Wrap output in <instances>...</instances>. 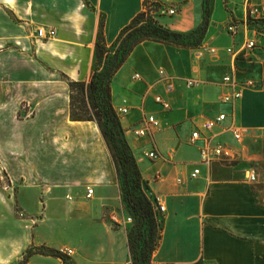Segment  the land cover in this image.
Segmentation results:
<instances>
[{
    "label": "crops",
    "instance_id": "crops-1",
    "mask_svg": "<svg viewBox=\"0 0 264 264\" xmlns=\"http://www.w3.org/2000/svg\"><path fill=\"white\" fill-rule=\"evenodd\" d=\"M152 1L177 7V14L168 19L154 14L171 30L191 32L203 21L204 0ZM221 1L226 20L211 40L219 35L228 43L208 41L214 6L200 48L223 50L222 60L215 62L210 54L200 58L198 49L145 41L112 80L114 109L128 108L119 116L126 140L150 196L165 208L158 215L160 241L150 264H264V58L256 60L247 79L255 88L247 89L234 107L224 105L223 78L232 72L238 78L239 72L238 54L226 50L232 45L238 51L242 43L245 49L248 39L241 28L233 37L224 26L247 24L249 10L244 0ZM144 2L0 0V46L5 47L0 51V74L5 72L8 79L0 84V120L6 122L0 131L7 146L5 155L0 142V167L22 211L39 215L36 227L49 224L73 235L50 248L70 249L74 264H128L130 228L110 151L96 123L72 121L71 91L63 75L88 83L96 68L102 20L106 44L112 46L144 11ZM40 28L54 30V38H38ZM160 71L173 83V92L167 91ZM190 79L199 86L187 88ZM158 95L170 102V110L155 102ZM222 113L227 120L212 135L229 156L202 166L201 175L192 179L202 147L189 144L192 132ZM149 116L159 127L147 137L133 134ZM232 127L242 131L241 141L235 140ZM153 150L161 159L147 156ZM250 170L256 172L257 182L246 178ZM88 188L94 190L91 198ZM30 200L38 204L37 213L28 206Z\"/></svg>",
    "mask_w": 264,
    "mask_h": 264
},
{
    "label": "trees",
    "instance_id": "trees-1",
    "mask_svg": "<svg viewBox=\"0 0 264 264\" xmlns=\"http://www.w3.org/2000/svg\"><path fill=\"white\" fill-rule=\"evenodd\" d=\"M215 0H204V18L191 32L171 30L144 9L120 33L112 46H107L102 20L96 43V68L90 81L76 82L63 75L71 91V119L74 122H94L110 151L117 171L123 203L133 219L128 230L130 256L128 264H150L160 241L161 223L157 200L150 194L132 148L128 144L120 117L112 104V80L127 62L134 49L145 41H154L179 48L199 49L206 38L214 12ZM235 21V20H234ZM76 92L82 96L78 110L92 116L81 117L76 112ZM59 259L71 264V257L62 251L42 246H30L18 264H29L34 256Z\"/></svg>",
    "mask_w": 264,
    "mask_h": 264
},
{
    "label": "rangeland",
    "instance_id": "rangeland-1",
    "mask_svg": "<svg viewBox=\"0 0 264 264\" xmlns=\"http://www.w3.org/2000/svg\"><path fill=\"white\" fill-rule=\"evenodd\" d=\"M231 1L235 2L236 0ZM244 3L246 6H248L249 11L251 9L259 10L264 4V0H244ZM172 7L175 8V5ZM175 9L177 10V7ZM226 9H228L227 6ZM163 16H167V19L169 17L167 14ZM224 20H226V14L223 2L221 0H216L214 15L215 24L212 28L210 38L208 40L211 44L226 45L228 43V40L226 38H219V35H217L216 41L212 42L211 40L214 36H216V34H219L218 29L221 28L219 26ZM229 23L231 22L226 23L224 26L225 33L228 31L227 28ZM241 30L245 33L246 39H255L257 45L259 46L258 49H254L250 52L243 49L242 43L239 45L238 51H236V49L234 48V46L232 47V45L230 48H228V51L226 50V53H229V55L231 52L238 54L239 60L236 62L239 69L238 79L242 82H245L247 79H250V76L252 75L251 72H254L256 60L264 58V20H253L248 16L247 28L241 27ZM231 36L236 37V35ZM233 40L235 42V39ZM208 46L209 45H207L206 47ZM2 50H5V47L0 46V51ZM196 52L197 51H195L194 54H196ZM220 53L223 54V50L219 51V56L217 58L212 57V60L215 62H219L220 60H222V54ZM189 59H191V56L189 57ZM7 80L8 79L5 72L3 74H0V84L5 83ZM74 97L77 114L81 117H85L87 115L92 116L91 113L85 114L78 110L82 101V96L79 94V92H76ZM19 117H21V114ZM8 124H10V122H7V125ZM5 125L6 122L0 120V129H3ZM97 128L99 129L98 125ZM5 139L6 136L4 138L2 131H0V142L2 145V150L6 155L7 146H5ZM15 195L16 193L9 188V178L7 174H5L3 168L0 167V264H18L19 260L23 257L24 252L30 246L45 245L47 247H50V244L59 245L73 238L72 234L62 229L58 230V227L56 226L41 224L36 227L40 219L39 215L24 213L18 205L16 198L14 197ZM27 204L30 207L31 211H33V213L38 212L39 207L35 201L30 200ZM129 217H131L129 214L126 215L125 225L131 228L134 222H127V219ZM57 250L62 251V249ZM69 251L72 252L70 249ZM21 254L22 256L20 257V259L17 260ZM51 260L56 259L38 255L34 256L32 264H57L55 261ZM70 261L71 264H74V259L72 260V257Z\"/></svg>",
    "mask_w": 264,
    "mask_h": 264
},
{
    "label": "built area",
    "instance_id": "built-area-1",
    "mask_svg": "<svg viewBox=\"0 0 264 264\" xmlns=\"http://www.w3.org/2000/svg\"><path fill=\"white\" fill-rule=\"evenodd\" d=\"M144 9L147 11H150L151 15L154 16V14H161V15H168V16H174L177 14V10L175 8L169 9L167 6L153 2L152 0H145L144 2ZM248 16L250 19L253 20H264V6H261L259 10L251 9L248 13ZM241 27H247V24H240L236 22H231L228 25V33L232 35H236ZM37 36L40 39L43 40H50L54 38L55 31L54 30H46L44 28H40L37 30ZM257 47V43L255 39H247L245 43V49L252 51ZM207 54H210L212 57L217 58L219 56V50L216 48H199L197 55L198 57L202 58L205 57ZM233 54V53H231ZM160 74L163 75V78L166 79L164 71H160ZM135 79L140 80V75H135ZM166 82V88L167 91L173 92L174 91V85L171 81H168L167 79L164 80ZM223 85L225 87V92L222 95V103L224 105H229L231 107H234L244 96V92L247 89L255 88L256 84L253 80H247L245 82L239 81L238 78L235 76L234 72L231 74H228L224 76L223 78ZM199 86V82L196 80H187L186 81V87L189 89H193L195 87ZM155 102L162 106L165 110L171 109V104L168 100H166L163 96L158 95L155 97ZM128 113V108H119L117 110V114L119 116L126 115ZM227 120V115L225 113L219 114L214 119H208L203 122L201 126L196 128L191 135V138L189 140V144L191 145H197L199 143H202V147L200 150V161L198 163V166L195 167L194 171L191 174L192 179H197L201 175V167L202 166H210L213 162L223 158L224 156H229L228 152L226 151V148L223 144L219 142H215V137L212 135V132L222 126V124ZM143 122V126L136 127L132 130L133 134H135L138 137H147L150 135L154 129L159 127V122L156 120L154 116L146 117ZM231 132L233 133V136L236 141L242 140V131L232 127ZM147 156L156 161L161 159V155L156 150H153L147 154ZM246 178L251 182H257L258 176L256 172L250 170L246 172ZM94 194V190L91 188H88L87 190V197L91 198ZM157 204L159 207L160 212H164L165 208L160 203L159 200H157ZM117 223H120L118 220L115 219ZM126 222V221H125ZM127 222L132 223L133 219L129 217L127 219ZM62 252L64 254H67L71 256V252L69 249H62Z\"/></svg>",
    "mask_w": 264,
    "mask_h": 264
}]
</instances>
